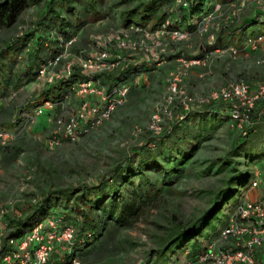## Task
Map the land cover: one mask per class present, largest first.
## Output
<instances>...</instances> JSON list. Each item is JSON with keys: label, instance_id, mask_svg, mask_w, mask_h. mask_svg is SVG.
Instances as JSON below:
<instances>
[{"label": "trees", "instance_id": "obj_1", "mask_svg": "<svg viewBox=\"0 0 264 264\" xmlns=\"http://www.w3.org/2000/svg\"><path fill=\"white\" fill-rule=\"evenodd\" d=\"M239 3L240 0H191L185 7L176 4V0H120L116 6L124 4L119 12L123 27L150 26L153 30L168 20V29L194 33L192 17L212 11L216 4L222 9H231L232 5ZM105 5L104 0H0V31L16 25L21 16L33 8L32 30L20 38L7 39L0 48V99L6 98L9 88L18 89L37 80L40 70L64 50V41L73 36L78 38L79 32L93 21L91 15L97 16L95 20L106 17ZM251 20L240 24L233 22L232 25L237 24L238 29L231 24L226 25L217 32L215 43L207 49L232 46L238 37H235L236 30H240L236 41L243 42L250 35H247V27L258 23ZM75 44L70 50L76 51ZM124 52L122 57H129ZM176 56H184V53L178 51ZM142 57L134 56L133 61L121 62L113 71L100 73V82L108 88L117 83L128 84L129 97L131 87L138 86L133 83L135 78L144 75L138 86L142 87L147 74L154 70L153 63L141 60ZM202 57L198 54L196 58ZM64 62L60 59L58 64ZM83 78L81 69L75 67L70 78L45 84L39 96L30 99V104L35 107L45 101H60ZM230 107V103L223 100L209 99L197 103L184 112L182 119L172 121L170 127L164 126L157 135L149 132L146 142L136 147L135 154L131 158L124 157L113 168L110 179L95 185L46 190L37 196L36 203L30 201L21 215H4L7 223L5 234L0 238V264H4L2 254L12 248L10 240L22 238L53 210L57 209L66 221L75 226L73 254L83 261L98 250L114 231L132 225L142 211L153 206L163 194L172 192L174 185L188 175L204 177L228 171L218 189L206 191L209 198L204 208L195 216L167 228L165 235L158 237L156 249L147 252L143 264H186L196 260L209 245L220 239L222 230L228 226L229 213L239 204L241 190L251 183L252 173L244 165L256 162L264 155V117L261 114L264 99L258 100L247 111L248 118L241 120V127L232 118ZM15 112L14 106L0 103V127H12L9 118ZM225 124L232 132L230 148L223 153L222 148L226 147L220 145L221 150L212 151V156L203 154L202 151ZM7 148L0 144V153L7 155ZM199 156L204 160L201 169H197ZM238 158H242L245 164ZM214 165H217L216 170ZM134 180H137L136 184ZM127 185L132 186L130 200L119 194L120 189H126Z\"/></svg>", "mask_w": 264, "mask_h": 264}, {"label": "rangeland", "instance_id": "obj_2", "mask_svg": "<svg viewBox=\"0 0 264 264\" xmlns=\"http://www.w3.org/2000/svg\"><path fill=\"white\" fill-rule=\"evenodd\" d=\"M249 5L258 7L255 4ZM32 9L27 10L16 25L0 31V48L7 39L20 38L27 31L32 30ZM225 16L226 13L223 14L222 11L218 21L225 22ZM90 18L93 21L89 23L88 27L93 26L94 28L86 34H84V30L87 27L83 28L82 32L80 31L83 40L80 45L75 44L76 51L68 50L69 59L77 56L84 57L86 54H96L98 50L94 45L95 38L105 36L113 38L109 47L113 51H117V41L132 38L125 27L117 26L115 22L110 21L102 24L100 19L95 20L97 16L91 15ZM147 29L151 30V27L147 26ZM196 38L199 44L200 37L191 33L188 39L170 46L173 51L181 49L187 59L200 60L199 63L190 66L181 79V96L179 93L172 96L168 93L170 73L175 71V68L180 64L176 54L165 56L162 61H159L152 59L158 52L157 48L153 46L150 48L152 53L140 50L126 52L125 54L129 56L126 57V60L129 62L135 59L134 56L144 57L145 54H148L154 67H157L158 63L165 65L164 63H167L170 58L174 59L176 63L171 68L166 67L163 72L159 73V79L156 84L154 82L159 89L148 90L149 97L140 103L131 101L128 106L124 104V108L121 106L119 113L113 114L108 123L106 121L90 129L74 142L65 138H62L58 144L51 142L54 119L64 112L60 108H55L56 110L52 112L53 116L33 114L32 107L34 106L30 104V101L45 87L42 78L21 85L18 89L9 88L6 98L3 97L0 100H5L6 104L14 106L16 112L13 113V117L9 118L13 123L12 127H0L5 128L12 135L7 143H0L2 146L8 147L7 155L0 153V238L5 234L7 223L4 215H21L27 209V204L33 198L40 196L42 192L68 186L95 185L106 178L110 179L109 175L113 168L122 162L124 157L131 158L135 154L136 147L146 142L147 136L150 135L149 132L157 135L164 126L170 127L172 121L178 120L176 116L180 115L182 110L179 101L183 94H187L197 101H207L212 92L227 88L230 84L245 81L250 89L254 90L258 85L264 83V81L252 83L240 77L247 68L243 53H240L236 59H230L227 57L228 53L223 49H203L199 53L203 57L196 58L197 52L193 53L196 47L190 41V39ZM77 41L78 38H76V43H78ZM187 50H191L192 53ZM60 70H62V66L57 65L45 72L51 73ZM152 75H154V71L147 74V85L149 77ZM189 79L191 80L189 85H192L193 88H196L198 80L218 86L209 90L208 93L190 91L187 86ZM153 81V79L150 80V85ZM133 83L137 84L135 81ZM78 108L79 103L73 98L69 110L74 112ZM153 115H156V118H153ZM227 126L228 124H225L215 134L208 144L209 146L202 151L203 154L212 156V151L217 148L221 150L220 145L226 147L222 148L223 153L230 148L232 132L228 130L230 127ZM198 158L197 169H201L204 162L203 156ZM238 159L243 163L242 158ZM262 163L258 162L256 166H262ZM244 167L251 170L248 162ZM216 168L217 165H214L213 169L216 170ZM226 175H228V171L204 177H197L195 174L188 175L180 183L174 185L172 192L163 194L153 206L142 211L132 225L114 231L113 235L107 238L98 250L92 252L83 261L80 259L81 264H143L147 252L156 249L158 237L165 235L166 230L172 227L173 223L185 221L198 214V211L207 204L209 194L206 191L218 189ZM136 182L137 180H134V184ZM126 187V189L121 188L119 194L130 200L129 191L132 186L127 185ZM55 257H62V255L55 254Z\"/></svg>", "mask_w": 264, "mask_h": 264}, {"label": "built area", "instance_id": "obj_3", "mask_svg": "<svg viewBox=\"0 0 264 264\" xmlns=\"http://www.w3.org/2000/svg\"><path fill=\"white\" fill-rule=\"evenodd\" d=\"M190 2L191 0H176V4L185 7ZM244 2L255 4L258 6L257 8L264 10V0H244ZM243 9L244 5L240 2L239 5H232L230 13L232 17L236 18L241 15ZM220 12H222V8L216 4L212 11L207 10L203 15L197 14L191 19V23L195 24L194 34L202 38V42H200L202 50L207 49V46L213 45L216 41L217 32L221 29V22L218 21ZM168 25H170V21L167 20L162 26L153 30L134 25L125 27L133 41H130L131 39L117 41V51L109 48L113 41L110 36L95 38L94 45L97 47V53L86 54L84 57L77 56L69 59L70 55L67 52L76 42V36L64 41V50L40 70L38 79L42 78L45 84L53 83L58 79H68L75 67L81 69L84 78L76 82L62 100L45 101L33 107L34 115L53 116L52 112L59 108L64 111L54 119L52 144H58L62 138L72 142L78 140L82 134L109 120L114 111L127 102L130 88L128 84L117 83L108 88L100 82L98 77L100 73L113 71L121 62L128 61L126 57H122L123 51H125L124 54L138 50L152 53L150 48L153 46L157 48L158 52L152 59L159 61H162L165 56L181 51V49L173 51L170 46L188 39L191 32L180 29L170 30L167 28ZM260 45H264V32L248 35L244 40V46L251 50H256ZM223 51L230 55L238 53L235 46H229ZM143 58L145 61H150L148 54H145ZM60 59L65 61L61 65L62 70L45 72L47 69H53L59 65ZM178 60L180 61L179 66L170 73L169 77L171 80L168 93L171 96L177 93L181 96V79L190 66L200 62L199 59H187L184 56L178 57ZM73 98L79 103V108L74 112L69 110ZM210 99L228 101L231 106L230 114L234 120L238 121V127H241V120L248 118L247 111L254 107L258 100L264 99V83L251 90L247 82L240 81L230 84L227 88L212 92ZM203 102L205 101H197L191 96L183 94L179 101L182 110L176 118L182 119L185 111L195 104ZM153 118H156V115H153ZM11 138V133L0 129V143L5 144ZM256 185L257 181L253 180L252 186ZM37 200L35 197L32 202L36 203ZM44 220L45 222H43ZM85 234L90 236L87 232ZM75 241V226L66 221L64 215L58 210H53L51 214L26 232L22 238L17 241L10 240L12 248L2 254L1 258L4 264H81L80 259L73 254ZM263 241L264 207L260 201L247 200L238 205L228 226L222 230L220 239L209 245L196 260L188 261L186 264H264V260L255 256L256 247L260 246ZM219 244L225 246L221 248ZM1 250L0 239V253ZM55 254L62 255V257H55Z\"/></svg>", "mask_w": 264, "mask_h": 264}, {"label": "crops", "instance_id": "obj_4", "mask_svg": "<svg viewBox=\"0 0 264 264\" xmlns=\"http://www.w3.org/2000/svg\"><path fill=\"white\" fill-rule=\"evenodd\" d=\"M104 1L106 2V5H105L106 17L103 19H100L102 21V24H106V22L109 23L111 21V22H115V24H117V26H121V19H120L119 12L121 11V9H123L124 4L116 6V2H118L120 0H104ZM240 2L244 5V9H243L242 14L238 17L236 16L237 18L234 21L232 20L233 17L230 13L231 9H229V8L228 9L227 8L222 9L223 14L226 13V16H225L226 20H225V22L220 21L221 22V29L223 27H225L226 25H228V26L230 24L232 25L233 22L240 24V22H243V21L250 22L251 19H253V20L255 19L258 23L249 25L247 27L248 28L247 35L248 34L255 35L258 32H264V23H263L264 22V15L263 14H262L263 16L260 15V13H264L263 12L264 10L259 9L257 7H254V6H251L248 3H245L244 0H240ZM221 14H222V12H220V15ZM90 23H92V22H90ZM237 24H233L232 27H234V28L237 27V29H238ZM89 25L90 24H88L86 26L87 28L84 30V34L88 33L91 29L94 28L93 26L88 27ZM81 32L79 34L80 37H78V41H77L78 43H76L77 45H80L81 41L83 40V36L81 35ZM235 33H236L235 37L238 36L237 38H239L240 37V30H236ZM237 38H236V40H237ZM200 39H201L200 42H202V38H200ZM236 40H234L235 42L233 43L232 46L237 47L238 53L236 55L227 54L228 55L227 57H229L230 59H236L240 55V53H243V56H244L243 58H244L245 62H247L246 63L247 68H246V71L243 74H241L240 77L244 78L245 80L252 82V83H258L259 81H261V82L264 81V45H260L256 50H251L248 47L244 46V41L240 42V41H236ZM190 41L193 42L194 47H196V49L194 50L193 53L197 52L196 53L197 55L199 53H201L202 52L201 43L198 44L197 38L196 39H190ZM193 44H190V45H193ZM187 51H189V53H192L191 50H187ZM189 53H187L188 56H190ZM224 58H226V57L224 56ZM140 59L144 60L143 57ZM153 62H155V61H153ZM175 63H176V61L174 59H171V58L167 63H164L165 65L158 63L157 67H154V70L151 71V72L154 71V75L149 77L150 80H152V79L154 80L151 85L149 83L150 82V80H149L148 85H147V81H145L144 86L138 87L139 82H141V79L144 78V75L138 76L137 78H135L134 81L137 82L138 86L131 87V94L128 97V101L125 103V105L128 106L131 101L140 103L143 101V99H145L146 97H149L148 93H147L148 90L152 91L154 88L159 89L158 85H155L157 80L160 77L159 73L163 72V70L166 67L171 68L173 66V64H175ZM192 76L195 77L193 74H192ZM154 82H155V84H154ZM190 82H191V80L189 79L188 85H187L188 89L190 91L196 90L197 92H201V93H208L209 90H213L214 88H216L218 86V85H213V83H211L209 85V84H206L205 82H203L202 80H200V81L198 80L197 81L198 84H197L196 88H193L192 85H189ZM36 96L37 97L39 96V92L36 94ZM36 96H35V99H36ZM33 100H34V97H33ZM8 102H10V101L8 100ZM0 103L4 104V105H8L5 103V100H2ZM122 107H118L113 114L115 115V114L119 113L120 108H122ZM261 114H263V117H264V109L262 110ZM108 122L109 121L107 120V123ZM222 128L223 127L219 128V129H222ZM219 131L220 130H218L217 133ZM258 162H263L262 166L257 167L256 163H258ZM250 168H251L250 171L252 173L251 183L249 184V186H247L246 188L241 190V196L239 198V204L244 202V201H247V200L260 201L264 207V155L261 156L256 162H250ZM253 180L257 181L256 186H252ZM48 190H50V189H48ZM238 205L236 206V208L234 209L233 212L229 213L228 222L232 219V216L236 212ZM219 246L221 248H223L225 245L219 244ZM59 251H60V249H59ZM61 254H62V251H61ZM255 256L258 259L264 260V241L260 246L256 247Z\"/></svg>", "mask_w": 264, "mask_h": 264}]
</instances>
